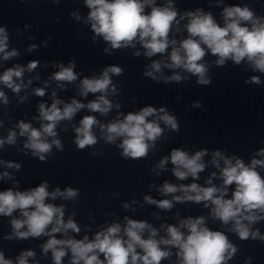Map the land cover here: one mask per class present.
<instances>
[{"label":"clouds","instance_id":"clouds-1","mask_svg":"<svg viewBox=\"0 0 264 264\" xmlns=\"http://www.w3.org/2000/svg\"><path fill=\"white\" fill-rule=\"evenodd\" d=\"M83 3L89 10L86 18H82L78 12H72L70 15L76 20L83 19L85 24L90 25L94 33L93 42H97L98 38L103 39L107 45L103 49L104 54L112 55L114 50L136 48L139 44L144 51L133 52L135 57L141 54L148 58L158 54L167 57L166 60H153L150 65L145 66L143 75L154 82L180 84L190 81L194 76L196 84L210 85V65L204 61L208 54L216 57L211 66L223 67L228 61H232L236 66L243 63L245 70L264 74V15H257L256 10L247 3L243 6H223L224 0H211L215 7L223 6L220 12L222 23L217 21L212 11H204L203 8L180 12L175 7L174 0H164L161 5H158L157 0H83ZM146 9L150 11L146 12ZM183 20L187 22L181 28L180 22ZM173 31L177 34L186 32L187 35L179 40L170 38ZM8 38L6 27L0 26V59L5 61L19 54L16 49L7 51ZM35 47L31 45L28 51L31 52ZM53 66L60 69L51 77L57 82L58 88L63 89L65 83L72 84L78 80L80 74L75 71V60L70 61L67 66L62 62ZM36 67L37 63L31 62L27 68L20 65L8 68L0 74V85L18 94L24 86L22 77L25 71L31 72ZM163 68L182 70L190 75L173 71L172 75L165 76ZM123 73V68L110 65L103 68L98 76L81 79L78 94L85 98L89 94L96 96L87 104L76 99L64 103L55 99L56 92L53 91L51 106L44 103L38 106L39 116L35 119L41 121L40 127H33L30 122L20 120L15 125L18 133L15 129H10L6 137H0V149L6 144L15 146L19 135L26 137L21 151L30 150L33 158L47 162L49 157L54 155L53 147L60 152L64 150L56 131L61 121H72L76 114L85 108L101 116L109 115L113 108H121L119 102L113 104L108 96L118 94L112 76H121ZM17 80H21V83H17ZM262 83L264 81L260 75H253L245 80L248 85ZM35 95L42 97L45 92L37 88ZM179 99L180 97H177V100ZM0 102L4 105L9 103L3 90H0ZM61 104L62 108L59 107ZM191 106L201 108L202 104L195 101ZM150 117L152 119H149ZM3 124L4 121L0 119V128ZM96 128L101 133L100 139H103L105 144L115 145L123 159L138 160L147 159L150 153L156 151L158 142L167 139L165 128L178 132L180 124L176 115L171 114L165 107L157 109L146 106L127 114L118 111L116 118L107 123H101L95 115H85L79 121V126H73V143L78 150L97 145L98 137L94 132ZM118 140L120 142L117 144ZM25 154L27 155V151ZM92 154L97 155L95 151ZM206 155L207 149L190 155L188 151L174 148L170 156H163L155 164L152 171L160 175L161 171L167 170L170 162L173 165L172 172L179 180L189 177L198 180L199 173L206 168L203 161ZM256 155L264 156V149ZM211 156V164L220 170V186L212 183L216 177L215 172L206 181L208 186L197 183L176 185L165 181L158 191L164 196L172 194L171 200L157 201L145 196L144 201L162 210H171L173 201L196 204L204 202L205 208L210 207L211 219L220 221L224 226L231 224L227 231L234 233L239 240L264 242V235L259 228L252 227L264 221V176L257 170L258 167L264 168V159L253 158L250 163L245 164L243 159L226 156L219 150L213 151ZM0 165L17 171L22 167L20 164L4 160H0ZM5 179L14 180V177L8 172L0 173V180ZM18 184L19 181L14 180L12 188L0 191V216L10 217L17 211L20 214V218L11 220L13 232L5 239L26 240L29 237L48 236L49 239L41 247L44 254L51 251L53 264H62L63 258L69 252L70 264H161L162 260L170 259L173 255L176 256L177 264H227L238 252L237 245L229 240L224 231H213L207 226L208 217L205 216H189L179 220L178 225H161L166 234L159 239L158 229L144 220H134L127 216L124 217L123 225L111 223L97 231L92 239L87 235L83 239H75L68 236L69 232L78 234L81 231L74 219L75 213L69 215L65 221L66 205L47 201H55L58 198L77 201L80 196L79 188L69 186L61 190L56 187L49 191V183L45 180L36 187L20 191L15 190ZM230 186H234V189L231 191V197L226 198L229 196ZM178 191L183 195H174ZM123 207L128 209L129 205L124 204ZM154 215L159 218L158 214ZM58 233L67 238L57 239ZM173 248L177 250L175 253L171 250ZM101 255L103 259L100 258ZM30 257H35L34 251H22L15 264H29ZM250 261L251 257L246 264ZM0 264L14 262L5 259L4 252L0 251Z\"/></svg>","mask_w":264,"mask_h":264}]
</instances>
